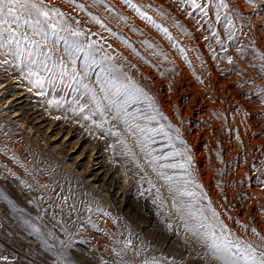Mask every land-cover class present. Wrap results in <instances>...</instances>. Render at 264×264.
I'll list each match as a JSON object with an SVG mask.
<instances>
[{"label": "rangeland", "instance_id": "obj_1", "mask_svg": "<svg viewBox=\"0 0 264 264\" xmlns=\"http://www.w3.org/2000/svg\"><path fill=\"white\" fill-rule=\"evenodd\" d=\"M197 3L43 0L0 47V264L264 256V0Z\"/></svg>", "mask_w": 264, "mask_h": 264}, {"label": "snow or ice", "instance_id": "obj_2", "mask_svg": "<svg viewBox=\"0 0 264 264\" xmlns=\"http://www.w3.org/2000/svg\"><path fill=\"white\" fill-rule=\"evenodd\" d=\"M125 2H128V0H125ZM189 3L192 4L194 9L200 7L197 0H189ZM42 4L43 0H0V47H4L6 43H15L18 46L21 40L27 41L28 37L20 32V29L25 25L34 34H42L45 41H47L49 33L44 30V24L47 23L48 12L42 7ZM133 7L135 6L133 5ZM201 10L203 11V9ZM41 18L45 19L42 20ZM48 27L52 30L51 35H56L55 28L51 24ZM59 39L60 37L57 36V40ZM36 47L39 48V45H36ZM69 47L74 48L76 51L81 50L75 44L69 45ZM67 51L68 48H66ZM69 55L71 56V53ZM72 62L75 63L74 60ZM91 63H95V61L93 60ZM85 74L87 75V72ZM208 239L211 241L209 247L219 251L221 245L217 244V238L209 233ZM230 247L231 245L228 243L223 244L224 251H228ZM244 259L245 264H248L249 260L251 264H264V256L257 259L253 252H249V255L245 256Z\"/></svg>", "mask_w": 264, "mask_h": 264}, {"label": "crops", "instance_id": "obj_3", "mask_svg": "<svg viewBox=\"0 0 264 264\" xmlns=\"http://www.w3.org/2000/svg\"><path fill=\"white\" fill-rule=\"evenodd\" d=\"M5 253H6L5 250L2 247H0V259L4 258V257H1V256H5ZM11 261H12L11 259L10 260L7 259L5 264H10ZM0 262H5V261H0ZM11 264H13V263H11Z\"/></svg>", "mask_w": 264, "mask_h": 264}]
</instances>
